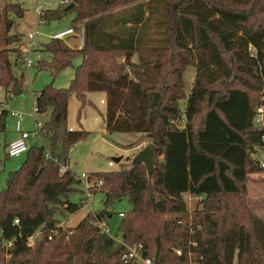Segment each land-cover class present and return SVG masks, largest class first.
I'll use <instances>...</instances> for the list:
<instances>
[{"label": "trees", "instance_id": "16d2710c", "mask_svg": "<svg viewBox=\"0 0 264 264\" xmlns=\"http://www.w3.org/2000/svg\"><path fill=\"white\" fill-rule=\"evenodd\" d=\"M68 11L84 27L83 46L51 39L41 50L49 60L37 66L54 76L75 56L81 63L67 87L34 94L38 114L48 113L44 145L29 146L0 192V264H131L92 223L94 215L111 217L123 198L131 208L117 235L141 243L153 264H264V218L245 201L249 175L261 172L251 155L264 149L263 130L252 123L264 95V0H68L39 17L60 20ZM22 16L19 3L0 6V88L13 97L23 92L11 60L18 62ZM189 65L195 77L185 97ZM91 92L105 96L107 132L150 138L153 171L131 164L90 173L102 181L92 193H102L103 207L68 230L64 218L82 207L70 200L80 182L71 171L59 174L53 158L68 164L72 146L88 136L69 130L67 118L70 97L83 108ZM7 114L0 112V131ZM185 197L196 199L192 210Z\"/></svg>", "mask_w": 264, "mask_h": 264}, {"label": "rangeland", "instance_id": "374dc122", "mask_svg": "<svg viewBox=\"0 0 264 264\" xmlns=\"http://www.w3.org/2000/svg\"><path fill=\"white\" fill-rule=\"evenodd\" d=\"M19 3L23 8V16L21 18L16 17L17 30L26 34L28 30L38 29V35L36 37L39 49V55L32 54L33 67L28 72H24L23 92L15 95L12 99H4V94L1 96V100L4 101V109L16 110L22 115L21 129L25 131L33 130V122L30 117V113L33 108L32 93L35 94L42 90L45 86L51 85L54 88H65L69 85V82L74 77L76 67L81 63V58L75 56L71 60V64L66 68L60 70L56 75H51L50 71L46 68H38V61H48L49 58L41 51L43 45L51 40V34L59 29H64L69 26L77 27L81 22H73L74 12L68 11L66 15L60 20H51L49 22H42L37 25L39 20V13L35 11V8L40 6L46 9H54L58 6L59 0H0V6L4 3ZM24 37V36H23ZM23 37L21 41L23 40ZM64 43L71 47H77V40L75 37L67 38ZM122 61L121 57L117 58ZM13 62V71L16 74L21 73L20 62L14 64V56L11 55ZM132 61H137V55H134ZM195 77V68L192 65L185 67L182 76L183 91L189 94L193 85ZM218 86V85H215ZM101 95L97 92H91L87 95L85 103L86 105L79 117V103L75 96H71L69 99L68 107V128L69 125L81 124L83 129L89 132L88 136L76 142L72 149L68 153V162L70 168L75 173L92 172V171H109L116 170L121 167H130L134 156L144 148L148 143H152L150 138L142 133H120V132H106L104 126V107L105 104H100L99 99ZM102 98V97H101ZM105 99V97H104ZM185 99V98H184ZM184 99L179 102L183 104ZM261 100V99H260ZM204 109L201 111V116ZM48 113L39 115L42 120H46ZM199 116L198 118L200 119ZM198 119V121H199ZM15 131V119L7 114L5 116V123L3 131H0V192L3 191L5 186V180L8 174L16 169L26 157V153H22L19 156L7 157L5 150V143ZM144 141L145 144L141 147L138 145ZM251 157L258 160L264 159V149L252 154ZM115 159H120L118 162ZM114 161V166H109L108 161ZM83 194L81 192L80 184L77 185V191L70 195V200L73 202H81ZM103 195L100 192L93 194L90 204H83L82 207L72 215L80 216L83 213H94L102 209ZM228 199H232L228 196ZM187 200V206L190 210L194 208L196 199L193 197H185ZM246 204L250 205L253 211L260 217L264 218V169L261 168V172L250 174L246 182ZM131 208L130 203L126 198L115 202L112 205V216L107 218L108 226L111 230V234H117L118 227L121 219L118 216V212H127ZM67 217L63 221L67 220ZM68 230H72L74 225L66 226ZM74 233L70 234L73 236ZM69 240V237H68Z\"/></svg>", "mask_w": 264, "mask_h": 264}, {"label": "built area", "instance_id": "2783aa9c", "mask_svg": "<svg viewBox=\"0 0 264 264\" xmlns=\"http://www.w3.org/2000/svg\"><path fill=\"white\" fill-rule=\"evenodd\" d=\"M68 0H59L58 5L67 4ZM43 7L40 6L35 8V11L40 14L43 11ZM45 22L39 17L37 25ZM83 33L84 27L80 24L76 28L73 26H69L64 29H59L54 31L51 34V39H59L65 41L67 38L75 37L77 40V46L81 48L83 46ZM38 35V29L35 28L33 30H28L23 37V40L19 44V57L18 61L20 62L21 73L28 72V70L33 67V58L32 54L34 53L36 56L39 55L38 43L36 37ZM4 94V99H12L13 95L11 93L5 92L3 88H0V112L4 109V101L1 99V95ZM32 97L34 100V94L32 93ZM101 104L105 103L104 99H100ZM8 114L15 119V131L18 133V137L14 140L10 141L6 146V152L10 157L19 156L22 153L26 152L29 146L33 143H40L44 145L43 138L40 134V128L43 124V120L39 117L38 109L35 101L33 102L32 112L30 113V117L33 122V130L25 131L21 129V121L22 115L16 110H7ZM252 123L254 126L261 128L263 130V134L261 135V141L264 144V95L261 97V103L255 107ZM69 130H72L69 127ZM49 148L46 147V156L50 157ZM53 161L58 163V171L59 174H64L68 171L74 173L75 178L79 180V184L83 191L82 203L87 205L91 203V199L93 197L92 188L98 187L102 184L100 179L94 178L88 172L75 173L71 170L70 166L67 163L58 162L56 158H53ZM109 166H114L115 162L110 160L108 161ZM260 168L264 169V159L259 160ZM119 218L124 216L123 212H118ZM18 223V220L14 221ZM92 223L94 226L98 228L100 233L105 234L111 237L116 243L121 244L124 247V251L122 253V259L130 262L131 264H153L152 259L143 254V245L141 243L127 244L125 243L121 237L117 234H111V230L108 226L106 218H98L94 215L92 219ZM62 225V224H61ZM57 233V229H51L47 231V238L51 240ZM39 232H35L34 235L28 238V244L32 245L36 237H38ZM68 238V237H67ZM66 238V239H67ZM12 242L7 243V247L11 246ZM175 253L177 255H182L183 251L181 248L175 249Z\"/></svg>", "mask_w": 264, "mask_h": 264}, {"label": "water", "instance_id": "95a60500", "mask_svg": "<svg viewBox=\"0 0 264 264\" xmlns=\"http://www.w3.org/2000/svg\"><path fill=\"white\" fill-rule=\"evenodd\" d=\"M73 4H69L65 7L68 10ZM155 150V145L153 143H148L144 148H142L133 158L132 164L138 165L143 164L147 170V173L150 174L153 171V152ZM116 162L119 159H115Z\"/></svg>", "mask_w": 264, "mask_h": 264}, {"label": "crops", "instance_id": "0c3cea01", "mask_svg": "<svg viewBox=\"0 0 264 264\" xmlns=\"http://www.w3.org/2000/svg\"><path fill=\"white\" fill-rule=\"evenodd\" d=\"M68 45V44H67ZM69 46V45H68ZM69 47H71V46H69ZM71 48H79L78 46L77 47H71ZM87 95H88V93L86 94V97L85 98H87ZM100 95H101V97H100V99H104V94L103 93H100ZM73 96H75V98L77 99V101H78V103H79V117H80V115H81V111H82V109L86 106V105H84L83 106V108H81V105H82V101L74 94ZM33 98V97H32ZM88 99V98H87ZM100 99H99V101H100ZM86 100V99H85ZM105 100V99H104ZM89 104H90V102H88ZM86 104V103H85ZM101 104V103H100ZM105 104V103H104ZM88 105V104H87ZM68 107H69V104H68ZM104 107V106H103ZM69 126H71V128H72V130H85V129H83V127L81 126V124H78V125H69ZM104 126H105V124H104ZM106 130V129H105ZM86 131V130H85ZM107 132V131H106ZM143 134V133H142ZM18 137V133H15V134H13L9 139H7V141H6V145L10 142V141H12V140H14L15 138H17ZM145 144V142L144 141H141V143L138 145L139 147H141V146H143ZM72 149V148H71ZM120 160V159H119ZM68 165H69V162H68ZM70 166V165H69ZM92 172H96V171H92ZM92 172H89V173H92ZM74 214H76V212L75 213H73V214H71L68 218H67V220H65V221H63V223L62 224H64L65 223V225L66 226H70V225H75V224H77L85 215H86V213H83L82 215H80V216H75V218L74 217H72L71 218V216L72 215H74Z\"/></svg>", "mask_w": 264, "mask_h": 264}]
</instances>
